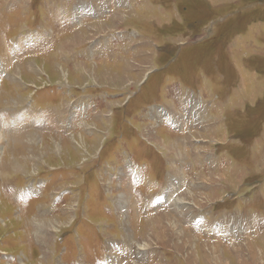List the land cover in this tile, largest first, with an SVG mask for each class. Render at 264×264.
I'll use <instances>...</instances> for the list:
<instances>
[{
  "label": "rangeland",
  "instance_id": "1",
  "mask_svg": "<svg viewBox=\"0 0 264 264\" xmlns=\"http://www.w3.org/2000/svg\"><path fill=\"white\" fill-rule=\"evenodd\" d=\"M0 134V264H264V0H0Z\"/></svg>",
  "mask_w": 264,
  "mask_h": 264
},
{
  "label": "bare ground",
  "instance_id": "2",
  "mask_svg": "<svg viewBox=\"0 0 264 264\" xmlns=\"http://www.w3.org/2000/svg\"><path fill=\"white\" fill-rule=\"evenodd\" d=\"M78 37H80V36H78ZM49 42V41H48ZM0 139H2V136H1V134H0ZM189 193H190V191H189ZM189 193L188 192H186V194L187 195H189ZM185 195V194H184ZM172 197V196H171ZM194 198V197H193ZM179 202H177V203H182V205L181 206H183V203H184V199L185 198H183V197H181V196H179V197H177L176 198ZM123 200V199H122ZM176 200V201H177ZM176 203V204H177ZM124 204V203H123ZM163 219V218H162ZM127 225H128V233L127 234H130V231H131V228H130V226H129V224L127 223ZM41 226V225H40ZM177 228V231H178V235L179 236H181V234H182V232H180L179 230H178V227H176ZM181 228V227H180ZM153 230V229H152ZM151 234H152V232H151ZM190 239V238H189ZM192 240L193 239H190V241L192 242ZM239 241V240H238ZM242 243V246H239L238 247V249H237V252H239V254H240V252H242V251H239V248L240 249H242L243 247H245V246H247L246 245V243L247 242H244L243 240L241 241L240 240V244ZM142 243H140L139 244V247H142V248H145L144 250H147V248H149L150 247V245L152 244V243H150V241L148 240L147 242H143V244L141 245ZM186 244H189L190 245V248H188L189 249V252L191 251V248L193 249L192 251H194L192 254H194V255H196L195 256V259L192 257H190V256H188L187 257V260H194L195 261V263H193V261H192V263L193 264H200V259H201V257H200V255L198 254V252H197V250L195 249V248H193V244H194V242H192V243H190L189 241H188V239L187 238H185L184 240H182L181 241V243L180 244H177L178 246H180L179 247V249L180 250H182L183 251V248L184 247H186ZM214 244H215V242H214ZM192 246V247H191ZM238 246V245H237ZM205 247V246H204ZM207 249H205L204 250V252H205V256H202L203 257V259H205L206 260V262H207V264H212L213 263V261H211L209 258H208V255H210L211 256V254L213 253V252H216V254L217 255H219L218 254V247L217 246H215V248H211V247H206ZM217 248V249H216ZM178 251V250H177ZM147 251H140L139 252V254H141V255H144V256H146L145 255V253H146ZM147 254V253H146ZM215 254V253H214ZM213 254V255H214ZM237 254V253H236ZM188 255V254H187ZM256 255V254H255ZM242 255L240 254V256H238L239 257V262L241 263V264H243V260L241 259L242 257H241ZM147 257V256H146ZM259 258V257H258ZM114 259V258H113ZM220 260H221V258H219L216 262H215V264H220ZM257 261H258V259H257ZM244 262H245V260H244ZM113 263V262H112ZM222 264H228L227 262H225L224 260H222Z\"/></svg>",
  "mask_w": 264,
  "mask_h": 264
},
{
  "label": "crops",
  "instance_id": "3",
  "mask_svg": "<svg viewBox=\"0 0 264 264\" xmlns=\"http://www.w3.org/2000/svg\"><path fill=\"white\" fill-rule=\"evenodd\" d=\"M171 196H172V195H170V197H171ZM173 199H175V198L173 197ZM208 201H209V200H205V202H208ZM202 224L205 225V222H202ZM205 226H206V225H205ZM239 235H240V234H239ZM239 238H240V236H239ZM245 238H246V237H245ZM242 240H243V239H242ZM242 240H241V241H242ZM248 241H249V240H248ZM236 242H238V241H236ZM232 246H233V245H232Z\"/></svg>",
  "mask_w": 264,
  "mask_h": 264
},
{
  "label": "trees",
  "instance_id": "4",
  "mask_svg": "<svg viewBox=\"0 0 264 264\" xmlns=\"http://www.w3.org/2000/svg\"><path fill=\"white\" fill-rule=\"evenodd\" d=\"M173 57V56H172Z\"/></svg>",
  "mask_w": 264,
  "mask_h": 264
}]
</instances>
